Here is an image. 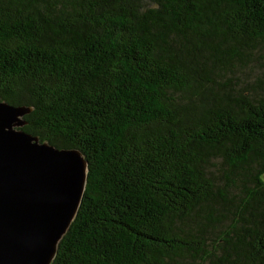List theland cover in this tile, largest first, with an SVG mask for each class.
<instances>
[{
	"label": "trees",
	"instance_id": "16d2710c",
	"mask_svg": "<svg viewBox=\"0 0 264 264\" xmlns=\"http://www.w3.org/2000/svg\"><path fill=\"white\" fill-rule=\"evenodd\" d=\"M0 101L88 163L52 264H264V0H0Z\"/></svg>",
	"mask_w": 264,
	"mask_h": 264
},
{
	"label": "water",
	"instance_id": "95a60500",
	"mask_svg": "<svg viewBox=\"0 0 264 264\" xmlns=\"http://www.w3.org/2000/svg\"><path fill=\"white\" fill-rule=\"evenodd\" d=\"M32 111L0 101V264H52L86 189L80 151L22 130Z\"/></svg>",
	"mask_w": 264,
	"mask_h": 264
},
{
	"label": "rangeland",
	"instance_id": "374dc122",
	"mask_svg": "<svg viewBox=\"0 0 264 264\" xmlns=\"http://www.w3.org/2000/svg\"><path fill=\"white\" fill-rule=\"evenodd\" d=\"M252 70L250 69H246L245 70V74H242L240 75V82H243V83H246V82H251V80L253 79V76L252 74H250ZM238 83V82H237Z\"/></svg>",
	"mask_w": 264,
	"mask_h": 264
}]
</instances>
